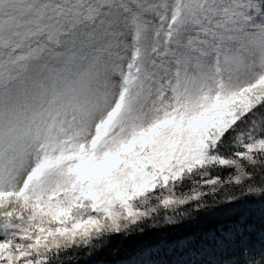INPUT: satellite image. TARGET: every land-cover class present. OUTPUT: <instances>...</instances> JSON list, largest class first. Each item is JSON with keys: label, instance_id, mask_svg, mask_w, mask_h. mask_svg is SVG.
Here are the masks:
<instances>
[{"label": "snow or ice", "instance_id": "1", "mask_svg": "<svg viewBox=\"0 0 264 264\" xmlns=\"http://www.w3.org/2000/svg\"><path fill=\"white\" fill-rule=\"evenodd\" d=\"M248 204L184 251L264 264V0H0V264Z\"/></svg>", "mask_w": 264, "mask_h": 264}, {"label": "rangeland", "instance_id": "2", "mask_svg": "<svg viewBox=\"0 0 264 264\" xmlns=\"http://www.w3.org/2000/svg\"><path fill=\"white\" fill-rule=\"evenodd\" d=\"M259 209L260 205L258 204H248L239 209L216 212L215 215L195 216L190 220L181 221L183 227L177 226L175 232L162 233L161 236H147L146 238L158 241L138 245L135 252L129 257L114 261H104L94 257L88 259H90L91 264H197L198 261H208L215 264L216 261L221 259L219 254L205 255L195 251L185 252L183 243L188 239H198L206 234L214 233L217 228L227 227L238 215H245L249 211H254L258 219ZM218 221H221V223L215 226ZM165 237L172 241H180L181 246L177 248L174 242H159ZM151 245L153 246L150 247Z\"/></svg>", "mask_w": 264, "mask_h": 264}, {"label": "trees", "instance_id": "3", "mask_svg": "<svg viewBox=\"0 0 264 264\" xmlns=\"http://www.w3.org/2000/svg\"><path fill=\"white\" fill-rule=\"evenodd\" d=\"M221 223L218 221L216 225ZM158 240H151L150 238L144 237L143 239L138 240H126L123 236H114L111 238V242L108 247L104 248L103 251L99 252L98 254L92 256L94 258L102 259V260H109L114 261L117 259H123L130 255H132L136 247L141 244L145 243H156Z\"/></svg>", "mask_w": 264, "mask_h": 264}]
</instances>
